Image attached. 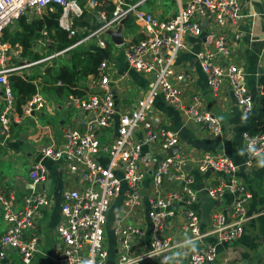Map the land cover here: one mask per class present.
I'll return each mask as SVG.
<instances>
[{
    "label": "built area",
    "instance_id": "1",
    "mask_svg": "<svg viewBox=\"0 0 264 264\" xmlns=\"http://www.w3.org/2000/svg\"><path fill=\"white\" fill-rule=\"evenodd\" d=\"M108 1L115 7L111 15H107L102 0H2L0 83L5 103L0 109L1 142L11 137L14 121L46 106V99L38 89L18 110L10 82L11 74L37 62H10V54L14 55L15 50L3 40L5 29L28 11L39 16L59 6L60 28L70 38L78 36L74 43L51 57L92 40L98 49L106 51L108 31L132 18L139 28V38L123 40L118 46L122 47L128 67L148 76L149 81L145 93L125 110L116 103L114 86L119 79L114 78L108 57L102 60L96 73L87 76L84 86L57 81L58 86L69 90L67 103L78 114L77 121L62 126L59 136L49 133L48 141L38 146L39 157L29 169L33 188L24 196L21 206L16 199L0 192L6 222L0 236V264L8 259L10 249L17 250L26 264L32 262L38 250V236L33 231L43 210L54 202L47 189L42 188L48 177L46 160L61 164L73 179L81 182L64 192L50 264H153L155 260L169 264L170 255L187 243L192 244L188 256L176 257L172 264H207L216 259L218 245L240 238L245 231L246 203L252 192L237 176L240 165L224 153L206 152L196 159L199 171L215 169L230 176L228 181L220 180L217 186L208 189L211 196L223 195L225 191L233 195L231 212L217 210L204 230L198 213L191 209L197 201L198 189L195 176L188 170L190 160L181 147L179 132L154 122L155 103L160 98L199 128L214 136L222 134L220 119L204 107L200 94L186 100L182 82L191 79L192 73L177 67V57L188 48L191 36L202 38L196 58L213 95L220 97L228 86L245 112L256 110L245 68L234 61L224 31L228 23L242 20V0H176L177 12L169 17L143 9V0L134 4ZM88 10L99 15L98 26L75 28L74 19ZM261 53L264 63V38ZM243 138L250 154L244 166L249 168L257 157L264 156V132L245 131ZM146 141L161 153L153 169L144 160ZM176 146L177 151L170 154L169 150ZM149 173L151 182L146 185ZM118 199L120 203L112 213L110 226L115 240L112 246L108 241V213ZM178 216L183 219L177 224L179 230L188 234L182 241L174 236L173 222ZM210 236L215 240H204ZM142 239L147 240L143 248Z\"/></svg>",
    "mask_w": 264,
    "mask_h": 264
},
{
    "label": "crops",
    "instance_id": "2",
    "mask_svg": "<svg viewBox=\"0 0 264 264\" xmlns=\"http://www.w3.org/2000/svg\"><path fill=\"white\" fill-rule=\"evenodd\" d=\"M147 2L148 0L142 4L143 8L145 4H148ZM242 2V20L238 23H228L224 31L232 47L234 61L245 68L246 83L255 97L257 111L261 105L259 100L264 95L261 84V77L264 73V63L261 59L264 38V0H242ZM104 8L106 9V7ZM50 11L53 10H48L39 16H34L30 11L23 14L21 20L18 19L9 26L11 39L17 38L20 32H22V20L31 23L35 19L42 18ZM106 12L109 15L108 11ZM174 13L175 11H171L167 6L166 10L159 17H169ZM83 16H85L84 21L89 25H76L73 21L75 28H92L90 27L92 22L100 23L99 15H96L94 11H85ZM128 21L132 23V25H129V28H127ZM131 21L133 19L129 18L123 24V40L139 38V28L134 21ZM108 37H110L115 47L120 48L119 52L117 51L112 55L108 51V42L107 50L104 52L108 54L109 63L112 65L114 72V78L119 79L118 85L114 86L116 103L122 110H125L133 103L136 97L145 93L149 79L148 76L128 67L122 53V47L115 44L109 34ZM29 40L28 47L19 41L11 43L6 40L11 45V48L15 50L14 55L19 56V60L27 59V56L28 59L35 57L32 61L27 60L21 63L27 64L37 61L36 63L40 65L42 62L44 63L52 59L60 61L63 57L67 58L70 56L67 51L51 57L52 54L62 49H57L58 44L45 29L38 31L37 36L31 39L29 37ZM201 41V37L191 36L188 38V48L179 53L177 67L192 73L191 79H186L182 82L185 87L186 100L190 99L193 94H200L204 107L220 119L223 129L222 134L214 136L208 130L199 128L187 121L181 111L163 102L160 98L155 103L154 122L157 126L179 132L181 147L190 160L188 170L195 176L196 187L198 189L197 201L192 204L191 209L198 213L202 229L206 230L209 227L211 216L217 210L230 213L233 208V195L229 191H225L223 195H218L217 197L209 194V188L217 186L220 180L228 181L230 176H223V174H220L215 169H211L208 172L199 171L196 159L202 154L212 152L224 153L230 156L240 165L237 174L240 182L246 189L252 192V198L246 203L248 216L245 221L243 235L232 242L218 245L216 259L207 264H262L264 263V156L257 157L252 167L247 168L244 166V162L249 158L250 154L249 148L243 138V133L247 131L256 111L254 110L251 113L245 112L232 97L230 87L228 86L225 87L220 97L216 98L213 95L206 76L199 67L196 58V52L201 46ZM91 45L88 42L83 44L85 47H91ZM94 47L98 49L95 45ZM61 64L45 68L42 67L41 72L32 73L31 68L35 66L33 65L31 67H24L18 72L13 73L19 76L25 75V79H29L30 82L35 84L37 90L39 89L46 99L44 109L36 111L31 116L14 121L11 137L4 142L0 141V192L7 197L10 196L16 199V204L20 206L24 196L33 188L29 177V169L33 161L39 157L38 146L42 142L48 141L49 133L59 136L62 126L71 123L73 120L77 121L78 114L74 107L69 106L67 103L69 90L58 86L57 81L53 80L50 72L47 71L50 69L56 73ZM84 79H87V77ZM4 103L3 85L0 83V109ZM16 108L21 110L18 107ZM140 134L142 135L141 132ZM160 159L161 153L159 154V149L150 143V141H146L144 143V160L147 161L148 166L153 169ZM15 161L17 162V170L13 172V177L7 171L6 165L7 163ZM46 163L48 165V177L42 188L47 189L54 202L43 210L42 217L39 219L36 229L33 231L38 236V250L32 262L29 264H50L48 259L57 239L56 228L61 219V205L64 201V192L71 187L81 184L77 179H73L61 164L51 160H46ZM151 174L149 173L148 179L145 181L146 185H149L151 182ZM145 193L147 194V192ZM119 203V199L113 203L111 208L112 213L115 212ZM139 217L142 218L141 216ZM182 221L183 219L178 216L173 222L174 236L178 241H182L188 237V234L184 231L181 232L177 225ZM109 224L111 225V222ZM5 229L6 222L0 205V236L4 233ZM108 230V241L113 246L115 244L114 236L110 227H108ZM204 240L211 242L215 240V237H205ZM146 243L147 240L145 239L144 242L142 239L141 248ZM191 245V243H187L177 248L170 255L171 259L169 264H172L176 257L186 258L191 250ZM159 263L160 261L157 260L153 262V264ZM4 264L26 263H24L17 250L10 249L8 259Z\"/></svg>",
    "mask_w": 264,
    "mask_h": 264
},
{
    "label": "trees",
    "instance_id": "3",
    "mask_svg": "<svg viewBox=\"0 0 264 264\" xmlns=\"http://www.w3.org/2000/svg\"><path fill=\"white\" fill-rule=\"evenodd\" d=\"M148 0L147 3H149ZM138 0H128L129 4L137 3ZM102 6L105 11H108V14L114 10V5L111 4L108 0H102ZM62 12V8L59 6H55L53 11H50L48 14L44 15L42 18L35 19L33 22H25L22 20V32L18 35L17 38L11 39V34L9 32V27L5 29L3 40L10 41L11 43H15L19 41L23 43L26 47L29 46L30 39L34 36L38 35V31H42L45 29L50 33V35L55 39V42L58 44L57 49H64L74 43L77 37L69 38L67 31L60 28L58 19ZM84 17H80L74 20L76 25H89L84 21ZM20 20L22 17L19 18ZM98 26V22H92L90 27L96 28ZM92 47V46H91ZM91 47H85L83 44L78 47L71 49L68 51L69 57L66 58V62L62 63L61 66L57 69L56 73L47 70L50 72L53 80L55 81H63L69 83L71 85H77L81 79L86 78L89 74H93L97 72L99 64L103 59L106 58L105 52L100 49H93ZM10 82L13 89V93L17 100V107L19 109L22 108V105L28 101L32 95L37 91V87L35 84L29 81V79H25L22 76L17 74H13L10 76ZM261 84L264 91V73L261 77ZM65 88V87H64ZM68 90V89H67ZM260 107L256 111L255 115L252 117V121L247 128V131L251 134L264 132V95L261 96Z\"/></svg>",
    "mask_w": 264,
    "mask_h": 264
},
{
    "label": "rangeland",
    "instance_id": "4",
    "mask_svg": "<svg viewBox=\"0 0 264 264\" xmlns=\"http://www.w3.org/2000/svg\"><path fill=\"white\" fill-rule=\"evenodd\" d=\"M125 2L127 1L128 2V0H124ZM140 1H142V0H138V2H140ZM169 7L170 9H171V11H175V13L177 12V9H178V5H177V2L175 1V0H151V2H149L148 4H145V6H144V8L143 9H145V10H147V11H151V12H154V13H156V15H160L162 12H164L165 10H166V7ZM131 22H133V21H131ZM132 25V23H130V21H128V23H127V28H129V25ZM135 24V23H134ZM136 26V25H135ZM106 39H107V41L109 42V49H108V51H109V53H111L112 55H114V53L115 52H119L120 51V48H118V47H115V45L112 43V41H111V39H110V37H105ZM134 38H137V37H134ZM93 43V40L92 41H89L88 42V44H92ZM19 56H16V55H12L11 56V54H10V62H17V63H21V62H26L27 60H34L35 59V57H30L29 59H28V56H27V59H22V60H19V58H18ZM66 60V58L65 57H63L60 61L59 60H49V61H51V62H49V61H47V62H49V63H47V62H42L40 65L39 64H37V65H35L34 67H32L31 68V71H32V73H35V72H38V71H40L41 72V70H42V67H51V66H53V65H56V64H60V63H63L64 61ZM54 61V62H53ZM56 62V63H55ZM24 70V69H23ZM28 70V69H27ZM86 83H87V81H86V79H82V80H80V85L81 86H84V85H86ZM43 89H45V87H43ZM53 89V88H52ZM54 90H56L55 88H54ZM57 100V99H56ZM75 112V111H74ZM6 169H7V171H9L11 174H12V176L14 177V173L13 172H15V170H17V162L15 161V162H11V163H7V165H6ZM108 218H109V222H111L112 221V212L110 211L109 213H108ZM111 225L109 224L108 225V227H110Z\"/></svg>",
    "mask_w": 264,
    "mask_h": 264
},
{
    "label": "water",
    "instance_id": "5",
    "mask_svg": "<svg viewBox=\"0 0 264 264\" xmlns=\"http://www.w3.org/2000/svg\"><path fill=\"white\" fill-rule=\"evenodd\" d=\"M146 0H143L142 4L145 2ZM125 23V21L121 22V25L118 26V28L116 30H109L108 34L111 36L112 40L114 41L115 44L119 45L123 43V37H122V29H123V24ZM106 57H108V54L105 53ZM178 147H173L172 149L169 150L170 154H173L177 151Z\"/></svg>",
    "mask_w": 264,
    "mask_h": 264
},
{
    "label": "clouds",
    "instance_id": "6",
    "mask_svg": "<svg viewBox=\"0 0 264 264\" xmlns=\"http://www.w3.org/2000/svg\"><path fill=\"white\" fill-rule=\"evenodd\" d=\"M0 7H3V3H2V0H0Z\"/></svg>",
    "mask_w": 264,
    "mask_h": 264
}]
</instances>
